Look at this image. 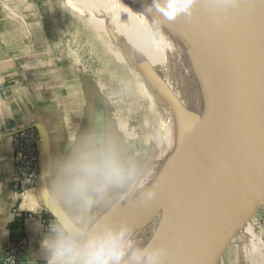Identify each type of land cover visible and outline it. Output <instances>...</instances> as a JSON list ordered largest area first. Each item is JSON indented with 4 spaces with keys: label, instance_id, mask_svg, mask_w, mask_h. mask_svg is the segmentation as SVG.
Instances as JSON below:
<instances>
[{
    "label": "crops",
    "instance_id": "obj_1",
    "mask_svg": "<svg viewBox=\"0 0 264 264\" xmlns=\"http://www.w3.org/2000/svg\"><path fill=\"white\" fill-rule=\"evenodd\" d=\"M113 85L87 71L53 38L37 0H0V264L20 233L29 238L32 256L46 264L41 242L56 209L46 196L43 175L49 158L66 153L70 137L101 121L117 122L134 153L152 152L155 140L143 133L129 108L119 106ZM23 126L37 128L41 166L36 186L17 192L14 134ZM262 207L258 229L257 213L238 216L219 264H264V202ZM16 210L25 216L19 219Z\"/></svg>",
    "mask_w": 264,
    "mask_h": 264
},
{
    "label": "bare ground",
    "instance_id": "obj_2",
    "mask_svg": "<svg viewBox=\"0 0 264 264\" xmlns=\"http://www.w3.org/2000/svg\"><path fill=\"white\" fill-rule=\"evenodd\" d=\"M103 1L109 9H105V11L108 14H113L114 19L119 24L124 27H127L126 23L129 24L133 33L149 54V57H146L148 64L163 80L164 85L170 88L175 99L178 94L180 100L190 103L191 116L199 130L198 135L193 138L192 146L185 153L182 149L179 152L182 121L176 109L174 110L173 102H169L166 95L163 94L164 91L161 86L153 79L138 76L139 93L148 101L160 136L158 157L151 162L154 179L158 185L166 189V194L162 199L148 203L137 196L134 199L125 201V206L128 205L132 209L136 205L139 208V213L146 208L147 211L144 215H146L147 221L151 218L150 209L154 202L170 206L172 211L177 208L174 228L168 232L172 237L166 234L177 245L180 240L186 238L185 228L190 225L192 215H195V212L200 210V206L206 204L212 198L215 184L236 175L234 169H222L219 164L213 163L209 156L214 150L218 149L215 141L216 127L226 94V80L222 74L218 49L213 44L209 32L199 28L194 18L189 19L182 15L174 21H167L149 14L146 9L151 0ZM64 2L68 5V0H64ZM76 15L82 18L81 14L76 13ZM96 24L93 22L97 34L101 38H105L101 29L102 25L100 26L98 21ZM133 59L132 55L129 62L136 65L138 62ZM125 210L127 211V209ZM171 210L166 215L167 221L175 217ZM131 212L130 210L129 214ZM163 212L161 211L159 217H163ZM139 213L136 214L139 215ZM115 214L112 213L113 216ZM136 214L128 217L123 212L121 217L125 218L127 216L126 219L129 220L130 218L133 219V215L136 217ZM117 216H115V219ZM136 218L134 219L138 220V216ZM132 219L129 221H134L133 224L138 223ZM217 220L219 218L216 213L210 212L203 218L201 225H213ZM164 227L165 225L159 232L158 237L161 238H157L154 242H164L162 238V236L166 237L165 232H163ZM169 237L168 239H170ZM168 239L165 241L166 243H168ZM173 240L171 241L172 245L169 244L172 246L171 248H173ZM172 259L173 256L167 264Z\"/></svg>",
    "mask_w": 264,
    "mask_h": 264
},
{
    "label": "clouds",
    "instance_id": "obj_3",
    "mask_svg": "<svg viewBox=\"0 0 264 264\" xmlns=\"http://www.w3.org/2000/svg\"><path fill=\"white\" fill-rule=\"evenodd\" d=\"M238 5L239 0H151L146 11L174 21ZM117 126L101 121L70 137L66 153L47 161L44 189L56 211L41 242L46 264H167L173 256L168 243H141L136 225L105 211L137 196L146 203L158 196L151 162L132 151Z\"/></svg>",
    "mask_w": 264,
    "mask_h": 264
},
{
    "label": "water",
    "instance_id": "obj_4",
    "mask_svg": "<svg viewBox=\"0 0 264 264\" xmlns=\"http://www.w3.org/2000/svg\"><path fill=\"white\" fill-rule=\"evenodd\" d=\"M194 19L211 35L226 80L216 127L218 149L209 156L236 175L215 184L212 198L185 228L186 238L173 243L169 264H219L236 233L238 216L256 214L264 201V0H239L236 7L219 13L204 10ZM253 182L257 189L251 191ZM174 211L175 217L165 221V234L174 228ZM210 212L218 222L201 225Z\"/></svg>",
    "mask_w": 264,
    "mask_h": 264
},
{
    "label": "rangeland",
    "instance_id": "obj_5",
    "mask_svg": "<svg viewBox=\"0 0 264 264\" xmlns=\"http://www.w3.org/2000/svg\"><path fill=\"white\" fill-rule=\"evenodd\" d=\"M37 1L39 2L41 14L44 17L53 38L64 44L65 48L70 49L72 51V56L77 60H80L83 66L87 68V71L90 73L101 74L106 85L113 83L115 85L113 86L116 87L119 92V106L125 109L129 108V110L135 114L134 118L137 120V124H140L139 128L143 130V133L145 135L147 133L150 134V138L155 140L152 144V152L147 151L145 155L141 156L142 158L149 159V161L152 162L158 157L160 136L155 124L154 115L150 111L148 101H146L139 93L137 84V82L139 83L138 76L153 79L159 86H161V89L164 91L163 94L166 95L169 102H173L174 110L176 109L178 116L182 121L179 152L182 149L185 153L186 150L192 146V140L198 135L199 130L195 120L191 116L192 110L190 103L183 102L182 99L180 100L178 94L175 99L170 88H167L164 85L163 80L148 64L146 57H149V54L145 51V48L137 36H135L128 23L125 24L127 27H124L114 19L115 17H113V14H108L105 9H109L103 0H68V5L64 0ZM76 13L81 14L82 18H79ZM97 21L100 26L102 25L101 29L105 38H101V36L97 34V30L93 25V22L96 24ZM130 53H133L132 55L135 59L133 60L138 62L136 65H133V62H129L132 58ZM179 95L181 96L180 92ZM255 188H257L256 182L254 183L252 190H255ZM123 207L127 209V211ZM128 207V205L125 206V202H122L120 205L109 211L108 214L113 216L116 213L115 211H118L115 216L118 215L121 217L123 212L128 215L130 210L134 215L137 212L139 213L138 206L135 205L132 209L131 207L128 209ZM163 208H166V210ZM262 208L261 205L260 209ZM171 209L170 206H165L163 203L154 202L151 205V218L149 221H147L148 219L146 218V215H144L147 211L146 208L144 211H140L139 215L136 214L138 220H136L137 218L133 215V219L136 218L134 219L136 222H141L140 224L137 223L138 225L134 224L137 228V239L141 243L149 240L155 241L157 238L160 239L161 237H158L160 234L159 232L163 225H165L164 222L166 221V215ZM161 211L163 212V217H159ZM260 212L261 211L259 210L257 212V215L259 216H256L258 217V221L256 222L257 229L260 225H263V214ZM131 213L129 214L131 215L130 217H132ZM115 216H113V218H115ZM118 216L116 219H120ZM131 219L132 218L129 220ZM131 222L133 223L134 221ZM217 222L218 220L214 222V224ZM167 235L172 237L169 233H167ZM167 235L165 234V238L168 239L169 236ZM162 238L164 242L167 240L163 236ZM171 239L172 238L168 239V244L172 245L171 241L173 239ZM173 243L176 245L175 241ZM171 245L169 246L172 247Z\"/></svg>",
    "mask_w": 264,
    "mask_h": 264
},
{
    "label": "built area",
    "instance_id": "obj_6",
    "mask_svg": "<svg viewBox=\"0 0 264 264\" xmlns=\"http://www.w3.org/2000/svg\"><path fill=\"white\" fill-rule=\"evenodd\" d=\"M38 144L39 134L34 126H23L14 134V148L18 155L15 159L16 180L13 188L17 192L34 188L37 184L41 166ZM15 213L19 219L25 216L17 210ZM1 264H39L32 256L29 238L25 234L20 233L7 246Z\"/></svg>",
    "mask_w": 264,
    "mask_h": 264
},
{
    "label": "snow or ice",
    "instance_id": "obj_7",
    "mask_svg": "<svg viewBox=\"0 0 264 264\" xmlns=\"http://www.w3.org/2000/svg\"><path fill=\"white\" fill-rule=\"evenodd\" d=\"M165 194H166V189L163 186L158 185V196L156 200L162 199L165 196Z\"/></svg>",
    "mask_w": 264,
    "mask_h": 264
}]
</instances>
